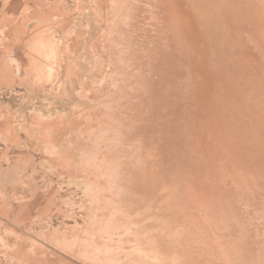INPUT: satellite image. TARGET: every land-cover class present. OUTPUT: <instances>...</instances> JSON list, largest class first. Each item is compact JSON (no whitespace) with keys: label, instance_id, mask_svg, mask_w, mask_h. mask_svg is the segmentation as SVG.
Wrapping results in <instances>:
<instances>
[{"label":"rangeland","instance_id":"obj_1","mask_svg":"<svg viewBox=\"0 0 264 264\" xmlns=\"http://www.w3.org/2000/svg\"><path fill=\"white\" fill-rule=\"evenodd\" d=\"M0 264H264V0H0Z\"/></svg>","mask_w":264,"mask_h":264},{"label":"bare ground","instance_id":"obj_2","mask_svg":"<svg viewBox=\"0 0 264 264\" xmlns=\"http://www.w3.org/2000/svg\"><path fill=\"white\" fill-rule=\"evenodd\" d=\"M244 104V103H243ZM194 105V104H193ZM200 136V135H199ZM200 146V145H199ZM199 151H200V149H199ZM217 151V150H216ZM218 152V151H217ZM220 157V156H219ZM211 161V160H210ZM217 161V160H216ZM220 161V160H219ZM211 163V162H210ZM215 163V162H214ZM217 163H218V161H217ZM212 164V163H211ZM222 164V163H221ZM213 165V164H212ZM211 165V166H212ZM217 165V164H216ZM224 166V165H223ZM214 167V166H213ZM212 167V168H213ZM220 167V166H219ZM215 169V168H214ZM218 169V168H217ZM228 169V168H227ZM222 170V169H221ZM238 170V169H237ZM225 171V170H224ZM219 172V171H218ZM221 172V171H220ZM213 173H214V171H213ZM217 173V172H216ZM220 174V173H219ZM222 174V173H221ZM223 175V174H222ZM229 175V174H228ZM232 176V175H231ZM225 177V176H224ZM230 177V176H229ZM215 178V177H214ZM235 178V177H234ZM234 181V180H233ZM247 181V180H246ZM250 183V182H249ZM251 184V183H250ZM225 195V194H224Z\"/></svg>","mask_w":264,"mask_h":264}]
</instances>
